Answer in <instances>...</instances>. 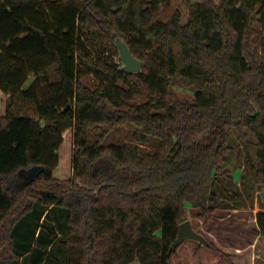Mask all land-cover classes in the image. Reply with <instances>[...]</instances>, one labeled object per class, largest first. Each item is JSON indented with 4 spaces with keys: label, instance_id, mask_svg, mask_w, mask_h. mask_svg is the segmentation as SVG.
<instances>
[{
    "label": "trees",
    "instance_id": "16d2710c",
    "mask_svg": "<svg viewBox=\"0 0 264 264\" xmlns=\"http://www.w3.org/2000/svg\"><path fill=\"white\" fill-rule=\"evenodd\" d=\"M233 130L264 188V0H0V264H172L187 204L239 196Z\"/></svg>",
    "mask_w": 264,
    "mask_h": 264
},
{
    "label": "rangeland",
    "instance_id": "374dc122",
    "mask_svg": "<svg viewBox=\"0 0 264 264\" xmlns=\"http://www.w3.org/2000/svg\"><path fill=\"white\" fill-rule=\"evenodd\" d=\"M168 14L169 11H163L161 18L165 19ZM50 74L52 80H58L54 68L50 69ZM173 91L183 100H193L194 92L191 89L175 84ZM132 129L133 127H126L117 136L126 140ZM236 139L237 133L233 130L230 138L233 150L228 155L226 167L231 171L232 186L234 191H238L239 196L234 198L232 194L225 196L218 193V199L225 201L223 206L213 214L214 220L209 225H205L203 220L197 217V210L189 203L184 220H190L197 232L204 235L209 242L214 243L227 255H215L208 246L202 245L197 240H186L172 257V264H264V248L257 245L253 234L257 227L256 213L264 209V200L261 197L264 188L255 185L254 172L246 166L247 150ZM249 140L248 153L255 160L256 138L251 135ZM218 188L216 185L215 189ZM22 244H26V240H22Z\"/></svg>",
    "mask_w": 264,
    "mask_h": 264
},
{
    "label": "water",
    "instance_id": "95a60500",
    "mask_svg": "<svg viewBox=\"0 0 264 264\" xmlns=\"http://www.w3.org/2000/svg\"><path fill=\"white\" fill-rule=\"evenodd\" d=\"M116 45L119 50L120 60L123 64L121 70L125 72L140 71L142 69L143 61L133 55L127 44L120 37L116 39ZM43 170L44 168L42 166H36L29 171L23 172V174L28 178V182H32L41 172H43ZM261 197L264 200V191L261 192ZM186 240H197L202 245H209V241L206 237L193 228L190 220H186L180 223L178 235L169 248V254L175 251L177 247Z\"/></svg>",
    "mask_w": 264,
    "mask_h": 264
},
{
    "label": "crops",
    "instance_id": "0c3cea01",
    "mask_svg": "<svg viewBox=\"0 0 264 264\" xmlns=\"http://www.w3.org/2000/svg\"><path fill=\"white\" fill-rule=\"evenodd\" d=\"M256 253V252H255ZM255 255V254H254Z\"/></svg>",
    "mask_w": 264,
    "mask_h": 264
}]
</instances>
